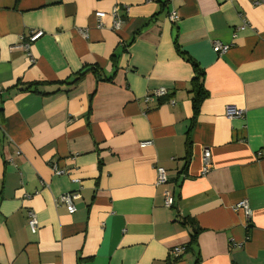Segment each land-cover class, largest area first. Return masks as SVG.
I'll return each instance as SVG.
<instances>
[{"label": "crops", "instance_id": "1", "mask_svg": "<svg viewBox=\"0 0 264 264\" xmlns=\"http://www.w3.org/2000/svg\"><path fill=\"white\" fill-rule=\"evenodd\" d=\"M0 264H264V0H0Z\"/></svg>", "mask_w": 264, "mask_h": 264}, {"label": "built area", "instance_id": "2", "mask_svg": "<svg viewBox=\"0 0 264 264\" xmlns=\"http://www.w3.org/2000/svg\"><path fill=\"white\" fill-rule=\"evenodd\" d=\"M262 2H263V0H253V5H260V4H262ZM113 14H114V16H116V10L115 9L113 11ZM169 19L171 22H175V21H177L178 16L173 11L169 15ZM120 24H121V22L119 20H117V19L113 20V29L114 30L119 29ZM247 26H248V24L246 23L245 20H243L242 24L240 25L238 30L242 31ZM41 35H42V32L39 31V32L31 34L27 38L22 37V43L20 45V48L24 52L26 58L28 59V61L30 63L34 62V58L30 52V45L34 41H36ZM228 48H229L228 45H221L219 43H215L214 47H213V51L215 53L221 55V54L225 53L228 50ZM166 94L167 93H166L165 89H162V88L156 89L154 91L147 93L143 97V101L144 102H150L153 99L162 98ZM170 103H173V101H170ZM243 114H244L243 110L237 109L234 106H226L225 107V116L228 119L241 118V117H243ZM150 144H151L150 142H143V143H141V147L144 148L146 146H149ZM209 168H210V153H209V151L206 150L202 154V174H206L209 171ZM52 169L54 171V174H56V175H61V174L65 173L63 170H59L56 167V165H52ZM155 171H156V185L166 184L167 183V177H166L165 169L162 167H155ZM73 182L78 183L79 181L77 179H74ZM79 198H80V196L77 192L67 193V194L61 195L57 199V204L60 206H63L68 214H73L75 212L74 202ZM172 203H173V197L170 194V192L166 191L164 193V206L169 208V207H171ZM232 209H233V211H237L238 209H242L243 214H244L246 219H248L250 216V209H249L246 201H242L241 203H238L237 205L232 207ZM27 227L32 234L37 233L38 224L36 221L35 213L33 211H28V213H27ZM181 251H182V249L175 248V249L171 250L170 254L176 258L179 256Z\"/></svg>", "mask_w": 264, "mask_h": 264}, {"label": "trees", "instance_id": "3", "mask_svg": "<svg viewBox=\"0 0 264 264\" xmlns=\"http://www.w3.org/2000/svg\"><path fill=\"white\" fill-rule=\"evenodd\" d=\"M177 51L180 55L185 57L186 61L191 65L192 70H193V77H192V80L190 82V86H191L190 93L192 95L191 103H192V112H193V118H192V123H193L196 115L199 112V108H200L202 102L208 96L207 91L205 90L204 85H203L204 84L203 83L204 73L201 69L198 68L195 61L192 60L187 54L180 51L179 49H177ZM115 58L116 57H112L113 62H115ZM91 70L96 74L99 73L93 68ZM80 78H81V76H79V74H76V75L72 76L71 81H66V82L63 81V82H58V83L65 85L67 87H71V86H74L75 84H77L79 82ZM99 80H105L106 81V80H110V79H108V78L107 79H101L100 78ZM38 84H39L38 82L29 83L24 89H30L31 87H36V85H38ZM92 96H93V94L89 98L90 99L89 104H90ZM89 111H90V107H89ZM186 145L188 147L189 142H187ZM197 233H198V230H194L192 232V234L190 235V241H189L188 245L185 247V250L191 249V246L195 243Z\"/></svg>", "mask_w": 264, "mask_h": 264}, {"label": "water", "instance_id": "4", "mask_svg": "<svg viewBox=\"0 0 264 264\" xmlns=\"http://www.w3.org/2000/svg\"><path fill=\"white\" fill-rule=\"evenodd\" d=\"M86 71H88V69L83 70V71L80 73V75L85 74Z\"/></svg>", "mask_w": 264, "mask_h": 264}, {"label": "bare ground", "instance_id": "5", "mask_svg": "<svg viewBox=\"0 0 264 264\" xmlns=\"http://www.w3.org/2000/svg\"><path fill=\"white\" fill-rule=\"evenodd\" d=\"M214 45V44H213Z\"/></svg>", "mask_w": 264, "mask_h": 264}]
</instances>
